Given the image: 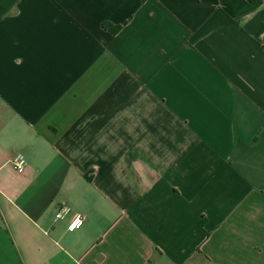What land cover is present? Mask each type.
Listing matches in <instances>:
<instances>
[{
  "label": "crops",
  "instance_id": "obj_1",
  "mask_svg": "<svg viewBox=\"0 0 264 264\" xmlns=\"http://www.w3.org/2000/svg\"><path fill=\"white\" fill-rule=\"evenodd\" d=\"M0 264H264V0H0Z\"/></svg>",
  "mask_w": 264,
  "mask_h": 264
},
{
  "label": "built area",
  "instance_id": "obj_2",
  "mask_svg": "<svg viewBox=\"0 0 264 264\" xmlns=\"http://www.w3.org/2000/svg\"><path fill=\"white\" fill-rule=\"evenodd\" d=\"M10 164L14 171L17 173H22L26 167L25 158L21 154H16L10 159ZM70 212L69 207L64 204H61L58 207V210L55 214V219L62 220L64 219ZM84 222V217L81 214H74L67 225L68 232H74L79 230Z\"/></svg>",
  "mask_w": 264,
  "mask_h": 264
},
{
  "label": "trees",
  "instance_id": "obj_3",
  "mask_svg": "<svg viewBox=\"0 0 264 264\" xmlns=\"http://www.w3.org/2000/svg\"><path fill=\"white\" fill-rule=\"evenodd\" d=\"M106 26H104V28H105ZM118 28L119 27H117V28H115V29H112L111 31L114 33V32H116L117 30H118Z\"/></svg>",
  "mask_w": 264,
  "mask_h": 264
}]
</instances>
